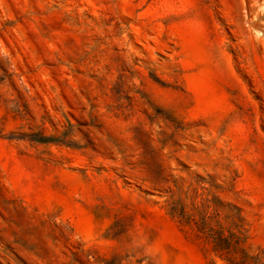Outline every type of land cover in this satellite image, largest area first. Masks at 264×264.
Masks as SVG:
<instances>
[{"label":"rangeland","instance_id":"374dc122","mask_svg":"<svg viewBox=\"0 0 264 264\" xmlns=\"http://www.w3.org/2000/svg\"><path fill=\"white\" fill-rule=\"evenodd\" d=\"M0 264H264V0H0Z\"/></svg>","mask_w":264,"mask_h":264}]
</instances>
